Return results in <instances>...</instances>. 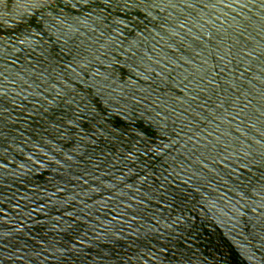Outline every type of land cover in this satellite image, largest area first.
<instances>
[{"label":"water","instance_id":"water-1","mask_svg":"<svg viewBox=\"0 0 264 264\" xmlns=\"http://www.w3.org/2000/svg\"><path fill=\"white\" fill-rule=\"evenodd\" d=\"M0 264H264V0H0Z\"/></svg>","mask_w":264,"mask_h":264}]
</instances>
